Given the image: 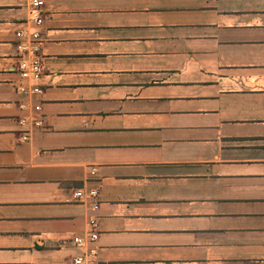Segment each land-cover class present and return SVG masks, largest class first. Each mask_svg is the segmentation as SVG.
I'll list each match as a JSON object with an SVG mask.
<instances>
[{"label":"crops","instance_id":"crops-1","mask_svg":"<svg viewBox=\"0 0 264 264\" xmlns=\"http://www.w3.org/2000/svg\"><path fill=\"white\" fill-rule=\"evenodd\" d=\"M43 11L25 79L30 0H0V264H264V0Z\"/></svg>","mask_w":264,"mask_h":264},{"label":"built area","instance_id":"built-area-1","mask_svg":"<svg viewBox=\"0 0 264 264\" xmlns=\"http://www.w3.org/2000/svg\"><path fill=\"white\" fill-rule=\"evenodd\" d=\"M43 6L44 0H30V14L31 20L35 25V29L31 31L28 36L25 32L18 31L16 36L21 39V41L16 45V49L19 53L18 69L21 76L25 79L34 80L41 76L43 67L42 61L38 52L40 50V45L42 42V34L40 31L41 26L44 23L43 16ZM35 94H42V89L35 87L33 88ZM37 111L40 110V106H36ZM42 121H38V125H41ZM26 139V137H23ZM74 197L79 201H89L91 208L93 210L97 209L99 206L98 191L96 189L82 190L79 189L74 193ZM95 222H92V226ZM98 235L95 232H91L86 240L89 242H95ZM74 242L80 244L83 242L82 238L75 237ZM95 251H90L87 253L80 254L76 256L73 260V264H97L94 261Z\"/></svg>","mask_w":264,"mask_h":264},{"label":"rangeland","instance_id":"rangeland-1","mask_svg":"<svg viewBox=\"0 0 264 264\" xmlns=\"http://www.w3.org/2000/svg\"><path fill=\"white\" fill-rule=\"evenodd\" d=\"M43 67V66H42Z\"/></svg>","mask_w":264,"mask_h":264}]
</instances>
